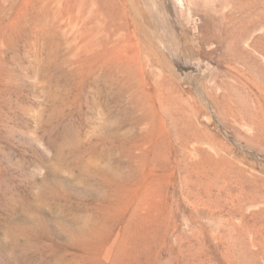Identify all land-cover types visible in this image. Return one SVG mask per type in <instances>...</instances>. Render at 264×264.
I'll return each instance as SVG.
<instances>
[{
    "label": "rangeland",
    "instance_id": "rangeland-1",
    "mask_svg": "<svg viewBox=\"0 0 264 264\" xmlns=\"http://www.w3.org/2000/svg\"><path fill=\"white\" fill-rule=\"evenodd\" d=\"M0 264H264V0H0Z\"/></svg>",
    "mask_w": 264,
    "mask_h": 264
}]
</instances>
